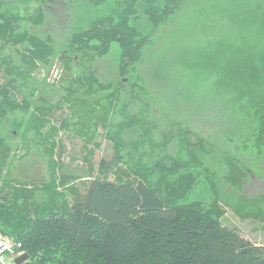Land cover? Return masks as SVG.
Wrapping results in <instances>:
<instances>
[{"label": "trees", "instance_id": "obj_1", "mask_svg": "<svg viewBox=\"0 0 264 264\" xmlns=\"http://www.w3.org/2000/svg\"><path fill=\"white\" fill-rule=\"evenodd\" d=\"M16 1L40 5L24 19L0 11V233L20 244L18 251L28 255L26 264H264V245L226 226L217 198L211 197L209 204L187 198L197 181H210L199 142L179 139L178 152L171 154V141L167 136L157 141V124L147 122L151 93L139 71L142 54L185 0H65L73 19L65 42L58 45L46 26L49 0H0V10ZM8 46L13 48L9 57L4 55ZM110 53L115 54L118 78L103 81L94 63ZM56 59L61 66H54L59 70L56 81L61 74L64 79L58 87L45 86L65 96L58 101L35 98L38 73L53 69ZM243 67L245 72L231 74L227 83L232 92L226 101L228 129L237 140H251L250 147L264 156V49H254ZM160 84L162 95L177 83ZM45 98L51 103H44ZM182 98L181 106L187 108L190 99ZM156 102L164 105L165 114L181 112L177 99H167L166 93ZM64 103H69L71 116L62 128L76 127L88 141L97 129L91 120L97 118L115 153L109 164L99 163L96 177L85 176L84 194L71 199L57 189L53 159L47 162L49 181L31 188L12 182L8 171L12 146L6 134L41 138L36 152L46 158L42 145L48 142L51 156L57 130L46 135L42 130L47 114ZM134 107L138 110L131 111ZM239 177L229 171L225 179L235 188Z\"/></svg>", "mask_w": 264, "mask_h": 264}, {"label": "rangeland", "instance_id": "obj_2", "mask_svg": "<svg viewBox=\"0 0 264 264\" xmlns=\"http://www.w3.org/2000/svg\"><path fill=\"white\" fill-rule=\"evenodd\" d=\"M64 2L49 0L46 6V26L53 43L57 45L65 42L73 19V9L70 11ZM39 5L34 1L28 4L16 1L3 4L0 11L19 13L24 19L35 14ZM23 24L31 30L25 20ZM12 49V46H8L4 55H12ZM254 49H264V0H185L170 20L158 29L152 43L143 51L139 71L146 90L151 93L147 122L154 121L157 124L154 132L156 140L167 136V140L171 141L168 145L171 154L178 152L179 139H186L191 144L199 142L202 149L198 150V154L209 169L210 181H197L187 198L206 204L211 202V197L217 198V205L223 211L222 222L250 242L264 245V156H259L254 147H250L251 140H237V136L228 129L230 118L226 104L232 94L227 86L230 75L245 72L244 61L253 56ZM114 55L110 53L94 63L95 74L103 81L118 78ZM52 66L61 69L57 59ZM55 67L38 73L36 81L39 92L35 98L45 95L58 101L60 96H65L66 93L60 92V89L54 88L51 92L45 86L58 87L61 79H64L61 74L60 80L56 81L59 70ZM160 81L177 84L168 87L161 95L157 87ZM49 92L53 95H48ZM165 93L167 99L170 100L172 96L177 99L180 105L175 107L183 113L171 111L165 114L167 109L156 102ZM183 95L186 101L190 99L187 108L181 106ZM43 102L51 103L46 98ZM94 108L99 111L97 106ZM132 110L138 109L134 107ZM21 116L18 114L17 118ZM70 116L69 103L47 114L48 124L42 130L43 135L48 134L51 128L57 132L52 137L55 149L51 156L48 154L49 143L42 145L46 147V158H42V154L35 150V145L43 143L41 138L34 139L30 134L28 140L21 138V135L11 137L6 134L12 146L8 159L12 182L17 181L29 188L47 183L50 177L47 162L50 158L58 165L57 189L66 191L69 199L84 194L89 180L85 176L96 177L99 163L104 161L109 164L115 153L111 142L104 136L105 130L100 120H91V123L97 124V129L93 139L87 141L86 137L76 133V127L62 128V123L69 120ZM119 120L120 117L115 115L113 121ZM183 120L186 123L180 122ZM181 129L191 133L184 135ZM123 138L128 139L126 136ZM148 160L150 157H144V161ZM119 167L126 169L125 165ZM229 171L240 175L239 187L234 188L225 179ZM110 179H113L112 175Z\"/></svg>", "mask_w": 264, "mask_h": 264}, {"label": "built area", "instance_id": "obj_3", "mask_svg": "<svg viewBox=\"0 0 264 264\" xmlns=\"http://www.w3.org/2000/svg\"><path fill=\"white\" fill-rule=\"evenodd\" d=\"M20 244L14 243L10 238L0 233V264H15V259L24 255L20 249ZM27 261L22 264H26Z\"/></svg>", "mask_w": 264, "mask_h": 264}, {"label": "water", "instance_id": "obj_4", "mask_svg": "<svg viewBox=\"0 0 264 264\" xmlns=\"http://www.w3.org/2000/svg\"><path fill=\"white\" fill-rule=\"evenodd\" d=\"M28 260V255L27 254H24L20 257H18L17 259H15V264H22L23 262L27 261Z\"/></svg>", "mask_w": 264, "mask_h": 264}]
</instances>
